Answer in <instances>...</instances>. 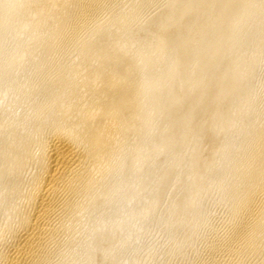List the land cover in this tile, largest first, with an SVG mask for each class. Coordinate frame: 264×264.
I'll list each match as a JSON object with an SVG mask.
<instances>
[{
  "label": "bare ground",
  "instance_id": "bare-ground-1",
  "mask_svg": "<svg viewBox=\"0 0 264 264\" xmlns=\"http://www.w3.org/2000/svg\"><path fill=\"white\" fill-rule=\"evenodd\" d=\"M150 1L152 0H126L122 6L121 0H0V208L2 211V220H0L5 225L3 226L5 230L1 231L0 264H49L53 248L61 242L59 228H62L59 223L64 220L74 221L76 225L82 224L80 227L84 225L91 227L88 229L90 232L86 229L89 232L85 236L86 241L82 243L81 240V246H78L79 250L84 251L82 259H86V264H104L97 250L101 244L100 235L97 233L99 230L98 221L94 218L96 224H92V220L89 221L90 223L88 220L97 213L98 202L104 198L105 193L108 196H113L116 192L118 181L112 180L115 179V174L121 171L125 162V147L152 130V117L160 112L166 103L163 104L158 99L159 97L160 99L164 98L160 96L162 92V96H167L163 95V90L167 88H165L164 82L167 80L166 78L170 77V74L174 75L172 71L177 65L181 66L187 60H185L186 54L188 57L191 50L188 42L190 36L187 37L186 34L188 29L185 31L186 33L184 32L186 37L182 34L178 22H181L182 18L184 20L186 15L193 16V12L195 13L199 9L202 11L214 3V0H200L199 2L177 0L179 2L176 7L164 8L166 11L161 15L163 16L161 24L170 20H176V23L172 22L169 25L171 28H166L167 31L162 34V38L158 36L160 38L159 42L157 41L158 45L156 47L152 45L155 48H146L145 46L148 45L144 41L145 45L139 43H137L139 45H134V41L133 44L131 43L134 39L130 41L125 37L120 38V34L119 39L115 40L110 36L111 33H109L110 35L107 33L109 35L107 37L115 40L114 44H117L113 45L115 47H110L106 41L99 42L105 32L104 28L107 29L106 26L109 22L112 27V18H120L119 21L123 22V26L119 23L121 28H118V33L120 32L122 36L129 34L133 24L143 17L144 9ZM229 1L223 0L222 5L220 3L221 15L226 13V7L231 2ZM173 3L175 4V1ZM196 3L197 5H195ZM198 4L200 5L199 9L195 7L199 6ZM249 8L251 7L249 6ZM111 13L112 16H110ZM216 14L218 15V12ZM216 14L215 16H217ZM217 17L219 18V15ZM205 18L207 20L208 17ZM241 19L238 22L242 21ZM203 21L198 22L203 23L202 26L200 24L199 26L205 29L210 24ZM114 22L117 24L118 21L114 20ZM230 25L228 24L224 31L228 29V26L229 29L234 27L233 24L232 27ZM193 27L195 28V26ZM201 27L195 30L200 31ZM202 28L201 30H203ZM195 30L196 34L198 31ZM114 32L116 33V30ZM232 35L234 32L231 37ZM226 36L227 34L223 35L222 39ZM132 37L135 38L134 34ZM229 39L230 37L227 38V41ZM220 40L218 39V42ZM247 40L249 41L248 37ZM117 41L118 43H116ZM241 41L238 43L239 45H242ZM169 43L175 49L174 56L168 50L165 51ZM222 43L218 45L220 48L217 46V49L220 50L217 55L223 54L221 47L225 45ZM234 44L237 47L238 44L233 43V46ZM239 45L238 47H240ZM227 46L229 49L233 47H229V43ZM252 46L250 45V47ZM149 47L151 48V45ZM207 48H210V45ZM228 48L225 52L230 55L231 49ZM217 49L216 51H219ZM211 50L208 51L209 54H215L216 51ZM262 51L260 50V52ZM239 52H233V58L227 57L234 59L233 54H239ZM258 53L256 57L253 56L248 67H246L248 63L246 64L243 76H251L256 70L255 68L262 62L263 53ZM122 54H131V57L126 58L125 56L126 59H122ZM156 54L170 61L168 73H163L167 75L161 79L160 76L156 77L157 75L150 76L154 75L152 73L162 66L160 62H151L152 56H156ZM250 54L249 56H251ZM100 55L103 57V61L94 64L97 63L99 60L97 58ZM240 55L241 53L235 56L238 59ZM246 55L248 59V54ZM209 56H206V59L211 58ZM236 58L232 61H235ZM190 59H188L189 62ZM241 59L243 60L242 66H244L247 59L245 61L243 57ZM210 60L213 62V58ZM224 63L225 66H228L226 62ZM219 64L223 65V63ZM219 64H217V68L220 67ZM238 65L237 67H239ZM216 67L213 66V69ZM221 67L223 68L224 65ZM221 67L216 69V72L208 74V77H205L206 80H203L204 73L202 75L197 73L199 78L195 79L194 77V80H196L195 85H198V89L195 88L196 94L191 97H187V95L190 96L189 93L185 94L186 97L182 96L181 91L177 92L176 86V91L173 94H168L171 97L166 105V108L169 107L170 111L177 115L183 106L186 109H184L185 113L188 112L181 114L182 117L178 115L177 118L173 114L176 118L174 127L180 128V125L190 124L195 116L196 118L200 117L197 116L196 110L204 100L207 90L212 89V93L215 94L214 98L216 97V102L213 103L214 110L212 109L215 112V118H212L214 114L212 115L210 110L209 113L214 120L212 122H215L214 130L217 129L219 133V130L224 129L225 132L223 131L224 135L221 132L224 138L221 137V140L218 139L213 145L217 152L211 160L213 159L212 162H215L212 165L214 168H218L219 164L221 166L224 164V172L217 185L221 186L222 192L229 198L232 211V225L227 234H224L225 237L222 236L224 238L214 237L215 239L210 244L212 256L210 258L217 264H222L223 259L219 261L218 258L223 252L231 254L230 256L236 255L244 262H247L248 257L264 253V81L251 85L238 74L239 77H242L240 78L241 84L234 86L230 84L234 77L231 79L228 76L230 73L224 69V72L221 73ZM239 68L238 71L242 69ZM180 70L182 71V69ZM205 74L207 73L205 72ZM173 83L176 84V81ZM177 83L180 84V82ZM182 83H184L183 80ZM172 87L170 88L174 90L175 85ZM180 87H185V85ZM187 90L186 92H189ZM233 90L236 91L235 94ZM231 93L235 95L236 99L231 100V103H229L230 100L226 101L225 104L229 103L227 108L223 100L231 96ZM11 106L16 108V112L13 114L9 113ZM242 110L250 111H247L249 112L248 120L243 123L241 122L242 118L240 121L237 120V113ZM223 111L225 112L224 116L219 119L218 115ZM170 114L172 115V113ZM140 115V121H135ZM168 117L171 119L172 116ZM130 126H134L135 133ZM184 128L186 129V127ZM232 130L241 132L242 138L238 145L231 144L228 134H231ZM129 131L134 134L129 136ZM210 131V133H214L212 129ZM186 136H184V140ZM145 139L148 141V138ZM161 176L158 178V183ZM108 177L112 178V180L110 179L112 182L109 180L106 182ZM119 178L121 177L119 176ZM83 208L86 211L84 210L85 215L82 217ZM84 222H88L89 225L87 223L83 225ZM92 222L94 223V221ZM81 230L83 229L81 228ZM78 232L81 234L80 230ZM70 251V254H67L71 255L72 250ZM75 253L77 254L76 251ZM73 256H69L70 261L66 259L68 263L74 261L75 257ZM79 256L76 258L81 257ZM60 258L62 259L63 255ZM261 264H264V260Z\"/></svg>",
  "mask_w": 264,
  "mask_h": 264
},
{
  "label": "rangeland",
  "instance_id": "rangeland-1",
  "mask_svg": "<svg viewBox=\"0 0 264 264\" xmlns=\"http://www.w3.org/2000/svg\"><path fill=\"white\" fill-rule=\"evenodd\" d=\"M174 1H175V4L173 3ZM190 1H192V0H190ZM193 1L199 2L200 0H193ZM230 1H229L230 3L226 7L227 10H229L230 12H228L226 10V13L221 15L220 13H221L222 8L220 6V3L221 2L223 3V0L222 1L221 0H214V3L211 6L205 7L206 9H203L202 11H200V9L198 8V7H200V5L198 4L199 6H195V7L197 9H199V11H197L195 13L193 12V16L192 15L189 16V14L186 15L185 16L186 18L184 17V20L182 18L183 21L181 20V22L180 21L178 22L179 24L177 23L178 26L182 27V28L180 27V31L183 32L182 34L185 35V33L187 32L186 33L187 37L190 36L188 38L189 39L188 42L190 44L189 47L191 50L189 51L188 57L186 54L185 60L186 59L187 60L185 61V64L181 65L182 67L180 65H177L174 68V70L172 71V73H174V75L170 74V77H168L170 79L166 78L167 80H165L164 85H165V88L166 87L167 88L163 90L164 91L163 95L166 94L168 96L169 93L173 94L177 89V92L181 91L180 94L182 96L186 97L187 93H189L190 96L187 95V97H191V95L193 96L196 94L195 88L198 87V85H195L196 80H194V77H195V79L199 78L196 74L198 73V75H200V74L202 75L204 73L203 74L204 75L203 80H206L205 77H208L207 76L208 74L216 72L223 65H224V67L223 68L221 67V70H222L221 73L224 72V70L227 73H230L229 75L228 74L227 75L231 79L234 77V79H232V81L230 83V84H233L234 86H239L240 78H242V77H244L247 80V82L251 85L259 84V83H261V81L262 82L264 81V48H263L264 47V0H230ZM121 2H122L121 5L123 6L124 5L123 3L126 2V0L125 1L121 0ZM169 2H171V3H169ZM178 2L179 1H177V0H152V1L148 2V4L146 5V9H144L145 12H143V14H142L143 17H141V19L139 18L140 20H138L137 22H135L133 24V26H132L133 31L131 30V32L129 34H125L123 36L121 35L120 32L118 33V28L120 29L121 26H123V22L121 20H120L121 22L119 21L120 18H112L113 21L111 19V24H112L111 26L113 28L110 27V22L107 24V26L105 24L107 29L104 28L105 32L100 37L99 42L101 43V41H106V42H108V45H110V47H115L117 45V44L116 45L114 44L115 40L119 39L118 37L120 34V38L125 37V38L130 39V41L132 39H134L131 41V43L134 41L133 42L134 45H139V44L145 45L144 42H147L148 46H145L146 48H148V49L155 48L158 45V42L160 39L159 37L162 38L163 37L162 34H165V32L167 31V29L169 27L171 28V26H169V25H171L172 22L176 23V20H172V21L170 20L167 23L161 24L163 22L161 20V19H163V16H161V15H163L166 11V9H164V8L171 9V6H172V8H173V6L176 7L177 6L176 4H178ZM222 3H221V5H222ZM168 4H169V6H168ZM172 4H174V5H172ZM195 5H197V3ZM246 5L247 6L249 5L251 8H249V6L247 7ZM174 11H176V10H174ZM113 12L115 13L116 11H113ZM217 12H218L219 18L217 17L218 16L216 14ZM112 13L110 14V16H112L114 14V13L113 14ZM208 13H209V16H208ZM205 14H207V15H205ZM215 14L217 16H215ZM212 15H213V17H215L213 20L211 19V18H213ZM206 16L208 17L207 20L205 18ZM232 16L236 17L237 22L235 20V17L233 18ZM194 17H195V20H194ZM240 17H243V18L241 19ZM190 18H191V20H190ZM237 18L242 20V21H239V22H241L240 24L238 22L239 19H237ZM155 19H157V20H155ZM114 20L118 21L117 24H116V22H114ZM203 20L206 23L209 22L208 25L210 24L205 29L201 27L203 23L201 24L198 22V21L202 22ZM213 21H215V22H213ZM230 21H231V23H230ZM159 22H160V25H158ZM192 22H193V24H192ZM194 22H195V25H194ZM212 22H213V24H212ZM232 22H235V23H232ZM119 23L121 24V26H119ZM197 23H198V25H197ZM199 24L201 26H199ZM228 24L229 25L233 24L234 27L237 25L238 26L240 25L241 27L243 26L244 28L242 27L243 30L242 29L240 30V28H241L240 26L234 28V27H232L233 25L232 26L230 25L232 27L230 29H232V30H230L229 26H228V29H225L227 31L226 32V31H224V28H227ZM115 26H119V27L116 28ZM156 26H158L160 29ZM193 26H195V28ZM199 27H201L203 30H201V28H200V31L195 30L196 28L199 29ZM143 28H145V29H143ZM208 28H209V30H207ZM235 29H236V32H235ZM115 30H116V33L114 32ZM136 30H137V32H136ZM194 30L196 32L197 31L198 32L195 34ZM204 30H206V31H204ZM221 31H224V32H221ZM199 32H201V33H199ZM233 32H234V35H232V37H231V34H233ZM244 32H245V34H244ZM107 33L108 34L111 33V35L110 34L109 35L112 38H114L115 40L110 38V37H107V36H109V35H107ZM188 33H190V34L192 33V34L189 35ZM218 33H219V35H218ZM133 34H134L135 38L132 37ZM194 34L195 35L199 34V35L196 37ZM226 34H227V36L224 39H222L223 35H226ZM215 35H217V37H215ZM242 35H245V36L243 37ZM138 36H139V38H138ZM246 36L249 38V41H251V44H249V41L247 40ZM250 36H252L251 37L252 40L250 39ZM185 37H186V35H185ZM229 37H230V39L228 41H230V42L227 41V38H229ZM140 38H142V39H140ZM151 38H153V39H151ZM242 38H245V39H242ZM135 39H136V42H135ZM218 39L219 40L221 39L219 41L221 43L224 41L222 44H224L226 46V48H224L225 46L221 47V50L223 51V54H221V55H217L220 53V50H219L220 47L218 45L219 44L221 45V43L218 42ZM239 39H240V41L243 40V41H241L242 43H240L242 45L238 44L240 42ZM152 40H153V43H152ZM216 40H217V42H216ZM233 40H235V41H233ZM138 41H141L142 43H140ZM190 41H192V42H190ZM209 41H210V43H209ZM259 41H260V43H259ZM205 42H208V43H205ZM227 42L229 43V47L233 46V43H237L240 46V47H238V45H237V47L242 48V49H238L236 47V44H234V46L230 48L231 50H233V49L234 50L231 51L227 46L228 45ZM231 42H232V44H231ZM247 42L249 45L247 44ZM110 43H112V44H110ZM116 43H118V41ZM137 43H139V44H137ZM155 43H156V45H155ZM217 43H219V44H217ZM243 43H245V45H243ZM253 43L254 44L256 43L255 44L256 46ZM260 44H262V45H260ZM113 45H115V46H113ZM150 45H151V48L149 47ZM152 45L155 47H152ZM209 45H210V48H207V47H209ZM250 45H253V46L250 47ZM259 45H260L261 49L259 48ZM217 46L219 47L218 49H217ZM243 46H244V48H243ZM246 46H248L249 49H248V47L246 48ZM255 47H258L259 51H258V49H255ZM99 48H101V46H99ZM203 48H204V50H202ZM227 48L231 52V53H229L230 55L226 54V52H225V51H227L226 50ZM206 49H208V50L206 51ZM209 49L210 50L212 49L213 52H215L216 49L219 51H216L215 54L214 53L209 54V52H210ZM243 49H244V51H243ZM167 50L169 51V53L172 56L175 55V49L173 48L172 44L169 43V46L167 48H165V51H167ZM246 50H248V51L246 52ZM260 50L261 51L263 50V51L260 52ZM233 52H236V53L239 52V54L241 53V55L238 56L239 57L238 59L236 58V56L239 54H235V53L233 54L234 59L236 58V60H235L236 62L232 61L234 59H230L232 57ZM242 53H243V56H242ZM244 53H245V55L248 54V59H247V55L245 56ZM257 53L258 54L263 53V55H262L263 60L260 63V65L257 66V68H255L256 70H254L252 75L247 76L248 77V79H247L246 76H243L244 75V69H246V67L249 66L250 62L254 58L253 56L256 57ZM190 54H191V56H190ZM193 54H194V56H193ZM249 54L252 57L249 56ZM196 55H198V56H196ZM205 55L207 57L210 55L209 57L213 58L214 63L211 62L212 61V60H210L211 58L206 59L207 57ZM125 56H126V58H129V56L131 57V54L130 55L122 54L121 58L124 59ZM200 56H201V58H200ZM227 56H230V58H228ZM160 57L161 56L159 54H156V56L155 55L152 56L151 62H153V63L154 62L155 63L160 62V63H162V66L160 69H158L152 73L154 75H150V76L155 77L157 75L156 77L160 76L159 78L161 79L163 77H166L167 74L164 75L163 73H166V72L168 73V70L170 68V61L165 60L162 57L161 58ZM190 57H191V59H190ZM197 57H198V59H197ZM240 57L241 58L243 57L244 61H245V59H247L245 61L246 63L244 62L245 63L244 66H242L243 60ZM244 57H246V58H244ZM250 57H251V59H249ZM188 59H190V62L188 61ZM193 59H197V60H193ZM200 59H202V60H200ZM203 59H205L206 61L205 60L203 61ZM97 60H98L97 63H94V64H99L100 62H102L103 57L100 55L97 58ZM207 60H210V61H207ZM161 61H163V62H161ZM219 61H221V62H219ZM203 62H205V63H203ZM224 62H226V65H228V66H225ZM108 63L110 64V62H108ZM163 63H165V64L163 65ZM219 63H223V65H220ZM217 64H219L220 67L217 68L216 67V66H218ZM232 64L236 65V66H233ZM238 64H240V65H238ZM246 64H247V66H246ZM184 65H186L188 67H186ZM237 65L240 68L237 67ZM213 66L216 68L213 69ZM236 68H237V70H236ZM238 68L239 69L242 68L241 69L242 71L241 70H240L241 72L238 71ZM180 69H182V71ZM182 72L184 73V75ZM205 72L207 74H205ZM238 74L242 77H239ZM181 75H183V77H182L183 79L181 78ZM236 75L238 76V78ZM173 76H174V78H173ZM176 77L178 80L176 79ZM249 79H250V81H249ZM173 80L176 81V84L173 83L174 82ZM182 80L184 83H182ZM185 80H187V81H185ZM235 81H236V83H235ZM177 82H180V84ZM177 84L179 85V87ZM174 85H175V87H174ZM181 85L182 86L185 85V87H180ZM172 86L174 87V90L170 88ZM176 86H177V88H176ZM157 89L159 90V88H157ZM169 89H170V91H169ZM184 89H186V90L188 89L187 91H189V92H186V90H184ZM211 90L206 91V94H205L206 96H205L203 101L204 102L207 101V102L204 103L202 101V103H200V105H198V107H197V110L201 111V112L199 113L196 110V112H197L196 114H198L197 116H200V117L196 118V116H195V118L192 119L193 123L192 122L190 123L191 125L190 124L180 125V128L174 127L176 124L175 119L178 117V115H180L179 117H182L181 114H184L186 112L185 111L186 109L184 108V106H183V108L181 107L182 110L179 109L180 111H178L179 112L178 115L171 112L169 107L166 108L167 107L166 105L168 103L167 101H169L168 99H170L171 96H168V97L162 96V93H163L162 92L160 96H161V98L164 97V98H162L163 100L160 99V97L158 99L161 100V102L163 104L165 102L166 103L163 105L164 106L162 108L163 111L161 110L160 111L161 113L158 112L157 114H155L152 117V120H151V125L153 126L152 130L149 133H147V134L145 133V134L141 135L138 139L134 140L133 144L130 143L128 146L125 147V150H124L125 162L121 168V171L117 172L118 174H115L116 175L115 179L112 180V178H110V177H108V179H106V182L108 180H109V182L118 181V184H117L118 187L116 189V192L113 194V196L112 195L108 196L107 193H105L106 195L104 196V198H102L101 201L98 202L97 213H95L93 218H91V219L89 218V220H88V222L91 220L94 221V223L91 221L92 224H96L95 219H97V221H98V224H99L98 229L99 230L97 231V233L100 235L101 244H100V247L97 246L98 247L97 250H98V254L101 257V260L104 261V264H217V263H215V261L211 260V258H210V257H212L211 252H210L211 251L210 244L215 238H218V237L224 238L225 237L230 226L232 225V220H231V218H232L231 212L232 211H231V207H230L229 198L224 195V193L221 190V186L217 185V182H219L220 176L224 172L223 171L224 170V164H223V166H221V164H219L218 168H214V166H212L215 162H212L214 160L213 159L211 160V158L212 157L214 158L215 154L217 152V151H215V148H213V145H215V143L218 139L221 140V137H222V139L224 138L222 135H224L225 131H224V129H221L222 131L219 130V133H218L217 129L214 130L213 124L215 122L213 123L212 121H214L213 119L215 118V114H214L215 112L213 110H214V104L216 102V100H215L216 97L214 98L215 94L212 93ZM233 92L235 94L236 91L233 90ZM208 94H210V96H208ZM234 94H232L231 96H228L229 97V98L227 97L228 100L224 98L225 101L223 100V103L225 104L226 101L228 102L229 100H230L229 103H231V100H235L236 97ZM207 97H209V98H207ZM165 98H167V99H165ZM211 98L214 100H212ZM208 100H209V102H208ZM158 101L156 102L157 105H158ZM156 103H155V106H157ZM229 103L225 104V106L227 108L229 106ZM172 111H174V110H172ZM242 111L237 113V116H238L237 120L240 121L241 120L240 118H242L241 122L243 123V122L248 120L247 115L250 111L247 110V111H249V112H247L246 110H244L243 112H245V113H243ZM15 112H16V108L11 106L9 108V113L13 114ZM209 112L212 115L214 114V116L212 117ZM170 113H172V115ZM187 113H185V114H187ZM224 113H225L224 111L221 112V114L218 115V118L219 119L222 118L224 116ZM173 114L176 116V118ZM168 116H172L171 119H169ZM140 119H141V115L137 116V119H135V121L139 122ZM210 126H212V127H210ZM130 127H131V130L135 133V131L133 130L134 126H130ZM184 127H186V129ZM188 127H190V128L188 129ZM210 129H212V132H214V133H210L211 132ZM132 131H129L130 133L128 132L129 136L134 134ZM234 131L235 130H232V132L230 131L231 134L229 133L228 135H230L229 138L231 140V144L232 145H238L239 141L242 138V136L240 135L241 132L238 130H236L235 132ZM245 131H244V133H245ZM185 133L186 134L188 133L189 135L187 134V136H186ZM206 133H208V134H206ZM213 134H214V136H213ZM208 135H210V136H208ZM184 136H186L185 140H184ZM145 138H148V141ZM211 138H212V141H211ZM213 140H214V142H213ZM156 146L158 148L159 147L160 148L156 149L157 148ZM154 149H156L157 151ZM211 153H212V155H211ZM205 166H207L206 169H205ZM166 172H167L168 176L167 175L165 176ZM118 175L121 178H119ZM160 176H161V180L158 183L157 181H159L158 178ZM111 177H113V175H111ZM136 189H138V191H136ZM109 199H110V201H107ZM153 200L156 202H152ZM84 210L86 211V209L83 208V211ZM85 211H84V214L82 215V217L85 215ZM0 213H1L0 219L2 220L1 208H0ZM1 220H0V243L2 242V240H1L2 239L1 238L2 232H3V230H5V229H3V226H5V225L2 224L3 222ZM63 222L59 223V226L62 228V229L59 228V232H60L59 236H60L61 242H59V244L53 248L54 253L52 252V254H53L51 256L52 259H50L52 262L49 261V264H67L68 262L66 259H68V261H70L69 256H73L74 254H75V256H73V257H75V258L78 257L80 254H81L80 255L81 257L79 256L80 258H76V262H75V258H74V261H71L68 264H72V263L73 264H86L87 263L86 259H82L83 258L82 256L84 255V251L82 252V249L79 250L80 247H78V246H81V240H82V243L86 241L85 236L89 234L90 231L88 229L91 228V227L89 228V226H88L90 222L89 223L88 222L83 223V225L85 223L88 224L87 225L88 227H86V225H84L86 228L84 226L80 227L82 224L76 225V222H74V221L64 220ZM66 222H68L69 224ZM73 222L75 225L73 224ZM62 223L65 225H63ZM61 224H62V226H61ZM92 224H90V225L92 226ZM70 228H72V229L70 230ZM76 228L81 231V234H80V232H78L79 230H77ZM81 228L83 230L85 229V232H83V230H81ZM86 229L89 232L86 231ZM60 230H62V231H60ZM65 230H66V232L68 230H70V231H68L66 233ZM76 231H77V233H76ZM77 234H80V235H77ZM222 236H224V237H222ZM82 237H84V238H82ZM83 239H85V240H83ZM69 243L71 245H68ZM70 250H72V253H74V254L71 253V255H69L71 252ZM75 251L77 252V254L75 253ZM78 251H80V252H78ZM67 253H69V254H67ZM224 253L225 252L220 254V257L218 258L219 261H221V259H223L221 261L222 264H236V263L237 264H241V263L242 264H255V263L261 264L264 260V255H263L264 253H261V255L259 253V254H255L251 257H248L247 262L242 261L241 259H239L238 256L236 257V255L230 256L231 254L228 255V253H225V254ZM62 255H63V258L61 259L60 257H62ZM250 258H251V260H250ZM257 260H258V262H257Z\"/></svg>",
  "mask_w": 264,
  "mask_h": 264
}]
</instances>
